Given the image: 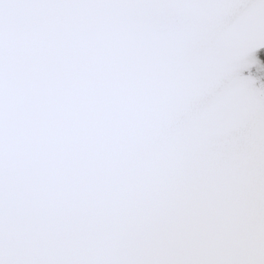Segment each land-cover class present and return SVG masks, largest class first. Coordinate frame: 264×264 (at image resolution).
<instances>
[{"label": "snow or ice", "instance_id": "snow-or-ice-1", "mask_svg": "<svg viewBox=\"0 0 264 264\" xmlns=\"http://www.w3.org/2000/svg\"><path fill=\"white\" fill-rule=\"evenodd\" d=\"M0 264H264V0H0Z\"/></svg>", "mask_w": 264, "mask_h": 264}]
</instances>
